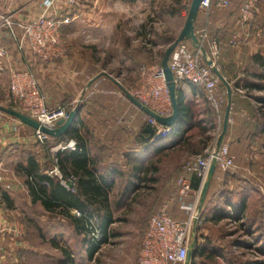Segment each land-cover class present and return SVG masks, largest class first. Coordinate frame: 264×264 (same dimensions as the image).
Listing matches in <instances>:
<instances>
[{
	"label": "crops",
	"instance_id": "obj_1",
	"mask_svg": "<svg viewBox=\"0 0 264 264\" xmlns=\"http://www.w3.org/2000/svg\"><path fill=\"white\" fill-rule=\"evenodd\" d=\"M43 1L0 0V13L10 15L16 22L29 23L43 13ZM53 1L52 12L57 15L61 16L69 10L67 0ZM242 1L230 0L228 8H212L208 16L199 12L194 22V30L200 29L207 23L209 36L220 43L223 62L227 60L229 63L230 61L236 63L239 55L251 49L250 45L254 35L258 36L261 33V30H257V26L254 25L259 13L258 0L254 20L247 25L240 20L239 9ZM158 3L164 8L161 16L165 22L176 24L175 28L170 31V36H166L165 41L155 40L151 37V33L147 32L151 29L149 25L157 21L158 14L155 11ZM189 4L190 0H76L73 10L77 18L71 25L61 29L68 45L66 56L52 63H44L26 50L18 52L8 31L4 29L0 32V45L8 52V58L4 61L5 71L0 78V88L3 94L8 89L9 70L29 68L40 84L48 109H55L59 106L73 109L78 106V113L70 130L53 139L69 138L61 142L50 140L48 147H40V149L35 138L36 130L0 111V176L2 178L0 185V264H16L18 255L25 249L13 236L14 226L18 224L15 215L28 216V211L33 207L43 209L39 202H32V196L28 190L29 178L23 168L28 164L29 156L33 158L41 174L46 175L53 167L50 158L51 150L57 151L60 154L58 168L61 175L64 178L72 176L75 179L69 189L79 181L80 186L75 194L85 203V200L91 197L110 199L115 189H121L120 195H122L128 183L136 186L128 191L130 196L139 193L145 183L151 185L149 190H156L158 183H161L160 194L152 210L157 209L158 211L165 203H169L174 195L171 191V182L177 172L176 167L171 166L167 158H171L178 150L169 149L159 153L146 150L147 146L141 143L140 135L144 127L148 125L147 117L126 98L120 88L128 91L125 83L129 81L122 82L127 72L135 75L129 77L131 78L129 83L139 78L140 69L135 71V68L137 65L142 66V63H139L140 58L134 66H132L133 63L126 62L125 66L121 65L115 73L114 71L109 72L110 64L104 67L101 60L94 59L92 50L82 44L92 42L96 38H108L110 34L107 31L108 25L124 17L122 15L125 11H132L129 14L130 17H134L132 22L148 24L142 27L143 36L136 38L134 43L141 42L142 47L139 51L148 55V64L155 65V61L151 62V60L156 58L157 51L168 46L169 42L177 38L181 32ZM98 27H100V35L96 36L92 29L97 30ZM232 38L238 40L237 46L229 45ZM130 69L134 71L131 72ZM220 74L228 81L229 71L226 66ZM2 78H7L5 84L1 82ZM180 91L185 103L192 108L195 120L205 121L208 114L200 110L203 92L190 84L185 85ZM9 109L23 114L17 109ZM233 112L234 109L231 107L229 117L232 121L228 123L225 141H229L236 133V128L232 126L235 116ZM224 114L225 108L223 118ZM199 133L197 128L185 130V132L180 131V135L183 134L184 137ZM77 138L83 149L82 152L72 154V150L58 149L59 145H64L69 141L75 142ZM231 149L230 153L234 156L236 151L233 152ZM154 158H159L158 164L152 160ZM167 163L169 164L166 165ZM151 165H154L157 171H152ZM161 166L167 172L163 178L160 176L159 167ZM217 172L215 170L212 180H220ZM193 179L195 178L191 176V189L195 191L198 188L192 185ZM103 182L112 183L111 188L105 187ZM91 184H99L98 195L96 193L93 195L94 192L90 190ZM210 193L213 194L212 189L208 190L207 197ZM191 200L190 195L187 202ZM89 207L92 209V206L89 205ZM43 210L45 213H50ZM167 211L177 219L186 217V214L180 211L176 204L169 203ZM54 213L57 214V211ZM69 213L76 215L78 212L71 209Z\"/></svg>",
	"mask_w": 264,
	"mask_h": 264
},
{
	"label": "rangeland",
	"instance_id": "obj_2",
	"mask_svg": "<svg viewBox=\"0 0 264 264\" xmlns=\"http://www.w3.org/2000/svg\"><path fill=\"white\" fill-rule=\"evenodd\" d=\"M159 5L160 3L155 11L158 14L157 21L149 25L151 29L147 32H150L155 40L165 41L176 24L165 22L161 16L164 8ZM258 9L259 13L254 25L257 26V30H261V33L252 38L251 49L239 55L236 63L232 61L229 63L227 60L223 62L220 56L217 64L219 73L224 66L228 68L227 82L231 89L230 108L232 107L235 113L232 126L236 128V133L229 141H225L224 137L223 142L227 143L230 149L232 148L231 151H236L237 155L234 153V168L226 172H217L220 180L211 181L208 190L212 189L213 194L210 193L209 197L206 195L201 208V222L196 230L195 247L197 244H208L209 248L221 256L212 262L209 261L211 263L264 264V0H258ZM130 12L132 13L125 11L122 15L125 18L121 17L119 21L107 24L109 26L107 31L110 33L108 38H96L92 42L82 44L92 50L94 59L101 60L104 67L110 64L109 72L115 73V70L121 65L125 66L126 62L133 63L134 66L139 58L142 66L152 65L148 64V55L139 51L142 47L141 42L134 43L136 38L143 36L142 27L148 24L132 22L134 17L129 16ZM92 30L96 36L100 35V27ZM168 46L158 50L156 58L151 62L155 61V65H160ZM142 66L137 65L135 71ZM130 71L133 72L134 69ZM132 76L135 75L127 72L122 82H130L129 77ZM138 79L125 83L129 93L137 91ZM6 80L7 78H2L1 82L5 84ZM38 85L40 87L39 83ZM218 91L226 93L227 96L226 88L220 80ZM2 92L0 88V106L12 108V105L5 100L6 93ZM200 110L203 112L209 110L204 97ZM205 137L208 138L205 148L207 149L216 145L219 136L216 132L210 131L202 138ZM197 141L198 138L193 143L196 148L193 146L180 149L171 158H167L171 166L176 167L177 172L171 182L173 192L174 180L181 167L197 156L194 150L198 149ZM37 145L39 149L48 147L46 142ZM152 160L157 164L159 162V158ZM159 170L163 178L167 172L162 166ZM160 184L158 183L156 190H149L151 185L145 183L139 193L133 196L129 193L120 195L121 189L113 191L110 198L112 223L107 227L106 241L96 246L92 256L87 252L85 235H77L66 218L55 213H45L38 207L30 209L28 216L15 215L18 224L14 226L13 236L25 248L18 255L16 264H137L141 240L148 220L157 212V209H152L160 194ZM223 196L228 198L231 205L244 204L240 217L236 215L231 205H228L225 208L228 216L220 215L221 217L211 219L210 213L214 212L213 204H218L219 198ZM206 206L208 210L205 211ZM86 239L89 240V235Z\"/></svg>",
	"mask_w": 264,
	"mask_h": 264
},
{
	"label": "built area",
	"instance_id": "obj_3",
	"mask_svg": "<svg viewBox=\"0 0 264 264\" xmlns=\"http://www.w3.org/2000/svg\"><path fill=\"white\" fill-rule=\"evenodd\" d=\"M53 3V0H44L43 13L29 23L16 22L10 15L0 13V32L4 29L8 31L18 52L26 50L44 63H52L66 56L68 45L61 29L71 25L77 18L73 10L76 0H67L69 10L61 16L52 12ZM229 6L230 0H201L199 12L208 16L212 8L225 9ZM239 12L241 22L244 25L249 24L257 13V0H243ZM194 34L197 39L196 47H192L187 41L179 43L169 58L168 68L177 90L190 84L203 92L204 98L216 115L217 126L214 132L219 136L227 96L226 93L218 91L219 80L212 68L218 70L221 47L218 40L209 36L207 23L200 29L194 30ZM238 44L236 38L229 41L232 47ZM7 58L8 52L0 45V78L5 71L4 61ZM208 61L212 63V66L207 65ZM8 79L5 100L12 105L13 109L19 110L47 129H54L56 123L61 119H66L67 114L74 109H67L63 106L48 109L38 82L29 68L9 70ZM130 95L160 117H169L172 114L170 98L160 65L142 66L139 70L138 89L130 92ZM231 121L229 117L228 123ZM147 124L154 129L152 141L161 140L171 133V128L164 127L149 117H147ZM35 138L37 143L44 144L47 136L36 130ZM58 149L74 151L75 142L69 141L64 145H59ZM56 154L57 151L52 149L50 158L53 167L46 175L50 178H58L61 186L69 190L75 179L72 176L62 178ZM213 162H215V170L219 172H226L235 167V158L230 153L227 143L223 142L218 148L215 145L205 149L203 154L195 156L181 167L174 180V195L169 203L176 204L179 210L186 214V217L185 219L172 217L167 211L169 203H165L151 215L141 240L137 264H185L187 253L196 239L197 226L200 224L201 189ZM191 176L199 179V187L195 191L191 189ZM190 195L192 200L187 202Z\"/></svg>",
	"mask_w": 264,
	"mask_h": 264
},
{
	"label": "trees",
	"instance_id": "obj_4",
	"mask_svg": "<svg viewBox=\"0 0 264 264\" xmlns=\"http://www.w3.org/2000/svg\"><path fill=\"white\" fill-rule=\"evenodd\" d=\"M171 40L169 43L173 42ZM237 85V84H236ZM177 103L179 117L174 126L171 128V133L158 141H148L145 142L141 139V143L146 145V150H151L155 153H159L169 149H185L187 147H193L195 139L198 138L197 148L194 149L197 155L202 154L206 148L207 137L202 138L206 135V132H214L217 126L216 115L214 114L212 108L209 106V110H206L208 116L205 121H197L194 118V112L190 106H188L184 101V96L180 90H177ZM204 97V96H203ZM197 128L199 130L198 135H189L184 137L183 134L180 135V131L185 132V130H190ZM69 138V137H68ZM67 138V139H68ZM67 139H53V137L46 138V145L49 146V141L61 142ZM195 147V146H194ZM196 148V147H195ZM78 138L75 141V150L71 153L82 152ZM58 165L60 161V154H56ZM152 171H157V168L154 165L150 166ZM24 173L29 178L27 182L28 190L32 196V202H39L40 205L46 211L54 213L57 211V214L63 218H66L72 224V227L77 235H85V243L87 245V252L89 256L96 250V246L103 244L107 238V227L112 223L111 222V209H110V199L107 197L103 198H88L86 203L83 200H80L75 194L80 186L79 181L76 182L75 186L67 190L61 186L60 180L58 178H50L47 175H43L40 172L39 167L34 162L31 156L28 157V164L23 168ZM66 175V174H64ZM70 177V176H68ZM67 177V178H68ZM195 179L192 180V185L196 188L199 186V179L196 176H193ZM63 179L64 176H62ZM105 183V187L111 188L112 183ZM96 185V186H95ZM135 184L128 183L126 185L125 192L122 195L128 194V191L134 189ZM90 190L93 195L96 193L99 194L100 186L99 184H91ZM85 203V204H84ZM92 206V209H90ZM214 212L211 211V219H216L217 217L228 216L226 212V207L229 204L228 198L221 197L219 198L218 204H213ZM217 205V206H216ZM244 204H232L231 207L234 209L236 215L240 217ZM210 208V204L208 206ZM71 209L76 210L78 215H71L69 211ZM212 209V208H211ZM208 210L207 206L204 209ZM209 215V216H210ZM226 218V217H224ZM201 222V220H200ZM89 235V240L86 237ZM97 236V238H95ZM243 244V243H242ZM221 256L217 255V252L208 247V244L199 245L197 244L193 250V255L191 259V264H221V263H211L213 260L219 259ZM208 260V261H207ZM211 261V262H209ZM248 264H257L256 262H249Z\"/></svg>",
	"mask_w": 264,
	"mask_h": 264
},
{
	"label": "water",
	"instance_id": "obj_5",
	"mask_svg": "<svg viewBox=\"0 0 264 264\" xmlns=\"http://www.w3.org/2000/svg\"><path fill=\"white\" fill-rule=\"evenodd\" d=\"M200 2H201V0H191L184 26H183L181 32L179 33V35L177 36V38L167 47V49L165 50L164 55L162 57V60H161L160 66H161L163 74H164L166 87L168 90L170 103H171V107H172V114L169 117L158 116L154 112H152L149 109H147L146 107L142 106L136 99H134L130 95V93L128 91H126L125 89L120 87L121 90L123 91L124 95L126 96V98L134 106H136L147 117L155 120L158 124H160L164 127L172 128V126L175 125V123L179 117L178 103H177V96H176L177 89H176L174 81H173V76H172V74L168 68V61H169L171 54L173 53V51L175 50V48L177 47V45L179 43L187 41V42H190L192 47H196L197 39H196V36L194 34V22H195L196 17L199 13ZM207 65L212 66V63L210 61H208ZM212 69H213V73L216 75V77L222 82V84L226 88L227 97H228L227 105L225 108V114H224V118H223L221 134L219 135L217 143H216V147L218 148L223 143L224 137H225L226 132H227L228 118H229V113H230L231 89H230L228 82L220 75V73L215 68H212ZM0 111L12 116L13 118L20 121L22 124H25V125L33 128L34 130L40 131L41 133H43L47 137L57 138V137L61 136L62 134H65L66 132H68L70 130V128L72 127V125L75 121V117L78 113V106H76L73 110H71L67 114L66 119L59 120L56 123V127L54 129H47L44 126H41L36 121L29 118L28 116L23 115L19 112L12 110V109H9V108L0 107ZM144 135H146V136H144ZM153 135H154V129L150 125H146L144 127L140 137L145 142H148L153 138ZM214 172H215V162H213L212 165L210 166V169H209L208 174H207V179L202 186L200 201H199V209H201L203 204H204V201H205V198H206V195L208 192V188L210 186ZM194 248H195V241L193 242L191 249L187 253L185 264H191V259H192Z\"/></svg>",
	"mask_w": 264,
	"mask_h": 264
}]
</instances>
